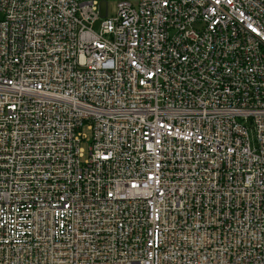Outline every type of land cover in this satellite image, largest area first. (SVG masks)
I'll return each mask as SVG.
<instances>
[{
	"label": "built area",
	"instance_id": "1",
	"mask_svg": "<svg viewBox=\"0 0 264 264\" xmlns=\"http://www.w3.org/2000/svg\"><path fill=\"white\" fill-rule=\"evenodd\" d=\"M0 264H264V0H0Z\"/></svg>",
	"mask_w": 264,
	"mask_h": 264
},
{
	"label": "rangeland",
	"instance_id": "2",
	"mask_svg": "<svg viewBox=\"0 0 264 264\" xmlns=\"http://www.w3.org/2000/svg\"><path fill=\"white\" fill-rule=\"evenodd\" d=\"M101 9H102L103 16H105V15L113 16V15H115L117 13V4H116L115 1H112L109 4L108 10H106V6L105 5H103ZM84 132L87 134L88 139H87L86 143H84L83 145L88 150V144L91 141L92 133L89 130H87V129H85Z\"/></svg>",
	"mask_w": 264,
	"mask_h": 264
}]
</instances>
